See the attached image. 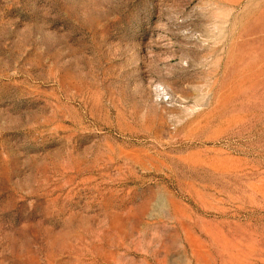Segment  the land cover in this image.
Wrapping results in <instances>:
<instances>
[{
	"label": "rangeland",
	"instance_id": "rangeland-1",
	"mask_svg": "<svg viewBox=\"0 0 264 264\" xmlns=\"http://www.w3.org/2000/svg\"><path fill=\"white\" fill-rule=\"evenodd\" d=\"M0 264H264V0H0Z\"/></svg>",
	"mask_w": 264,
	"mask_h": 264
}]
</instances>
